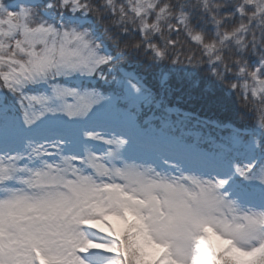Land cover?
I'll return each instance as SVG.
<instances>
[{
	"label": "snow or ice",
	"instance_id": "snow-or-ice-1",
	"mask_svg": "<svg viewBox=\"0 0 264 264\" xmlns=\"http://www.w3.org/2000/svg\"><path fill=\"white\" fill-rule=\"evenodd\" d=\"M133 64L250 123L141 120ZM0 264H264V0H0Z\"/></svg>",
	"mask_w": 264,
	"mask_h": 264
},
{
	"label": "trees",
	"instance_id": "trees-1",
	"mask_svg": "<svg viewBox=\"0 0 264 264\" xmlns=\"http://www.w3.org/2000/svg\"><path fill=\"white\" fill-rule=\"evenodd\" d=\"M129 70L143 76L144 83L156 96V102L152 106L143 107L141 120L150 119L154 114L159 116L168 109L172 114L188 113L201 121H219L229 126L250 123L237 116L239 106L236 98L226 97L214 79L204 72L171 65H158L147 69L136 64L129 67ZM204 131H211L213 135L222 134L220 129L206 128Z\"/></svg>",
	"mask_w": 264,
	"mask_h": 264
}]
</instances>
